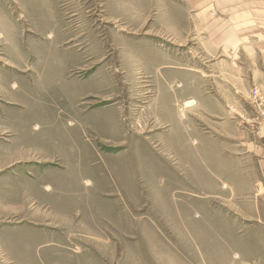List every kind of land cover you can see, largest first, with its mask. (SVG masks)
Instances as JSON below:
<instances>
[{
  "label": "rangeland",
  "instance_id": "obj_1",
  "mask_svg": "<svg viewBox=\"0 0 264 264\" xmlns=\"http://www.w3.org/2000/svg\"><path fill=\"white\" fill-rule=\"evenodd\" d=\"M183 3L0 0V264H264V9Z\"/></svg>",
  "mask_w": 264,
  "mask_h": 264
},
{
  "label": "crops",
  "instance_id": "obj_2",
  "mask_svg": "<svg viewBox=\"0 0 264 264\" xmlns=\"http://www.w3.org/2000/svg\"><path fill=\"white\" fill-rule=\"evenodd\" d=\"M209 5L225 8L228 12L234 14L233 16H239L245 11L247 8H263L264 9V0H184L183 7L181 10L180 5L177 6V16L172 14L168 15V18H181L180 13L184 14H192L194 18H203L206 15L205 12H197L196 9L204 10ZM182 11V12H181ZM175 13V12H173ZM189 16V15H188ZM261 16H264V10ZM259 21L264 22V18H259ZM238 23H242V21L238 20Z\"/></svg>",
  "mask_w": 264,
  "mask_h": 264
},
{
  "label": "built area",
  "instance_id": "obj_3",
  "mask_svg": "<svg viewBox=\"0 0 264 264\" xmlns=\"http://www.w3.org/2000/svg\"><path fill=\"white\" fill-rule=\"evenodd\" d=\"M253 94L256 95L257 94V90H254V93Z\"/></svg>",
  "mask_w": 264,
  "mask_h": 264
}]
</instances>
